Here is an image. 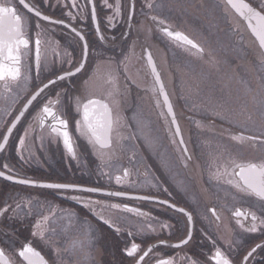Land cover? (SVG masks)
I'll return each instance as SVG.
<instances>
[{"label": "flooded vegetation", "instance_id": "flooded-vegetation-1", "mask_svg": "<svg viewBox=\"0 0 264 264\" xmlns=\"http://www.w3.org/2000/svg\"><path fill=\"white\" fill-rule=\"evenodd\" d=\"M76 2L78 7L72 8V0H25V3L37 8L42 16L64 21V24H54L43 20L42 16H35L19 0H0V4L17 9L18 15L22 17L25 36L30 41L29 47L22 49L20 53L22 77L15 82L0 81V90L6 88L7 91L10 88L18 94L1 125L0 142L3 126L16 116L39 86L81 62L83 41L72 32V28H76L88 42L85 69L46 89L33 103L8 146L0 154V171L5 174L22 176L28 173H57L71 175L76 179L73 185L78 188L74 190H31L30 187L27 189V186H20L21 206L24 209L20 218L23 223L21 229L26 238L39 240L40 245L32 246L43 253L48 264H59L57 259L54 262V257L48 255L39 236L34 237L31 234L37 231L34 225L38 221L42 222L43 217H48L49 221L64 211L75 213L78 222L89 225L93 223L101 235L108 233L121 244L118 248H109L110 252L105 248L103 264H136L138 256L149 246L153 248V252L141 264H158L160 259H171L173 264H189L190 259L196 260L198 264H214L210 257L216 247L226 252L233 264H241L252 247L257 244L264 245V224L260 223L264 220V199L244 188L240 178L233 174L232 163L264 161V55L261 54L259 43L253 37L247 22L228 6L226 0H178L177 3H173V0H118L119 16L115 15L117 0H108L113 5L112 9L104 7L103 0H92L96 7L95 21L92 19L88 0ZM246 2L258 11H264V0ZM69 12L72 17L68 15ZM110 16L114 18V27L108 23ZM152 17L157 19L153 20ZM172 26H219L213 32L226 34L229 48L222 51V58L214 60L212 66L198 60L196 64L192 63L193 70H188L186 63L190 62V58L187 57L193 54H196V59L208 57L209 50L187 32ZM164 27L183 32L199 44L204 52L199 53L187 45H178L163 33L161 29ZM37 33H40L41 40L38 69L35 61ZM101 35L103 40L100 39ZM233 49L244 54L245 60L242 63L239 62L240 59L233 57ZM147 52H151L161 73L185 143L181 145L179 137L170 130L174 126L170 123L171 118L167 116L162 96L158 94L161 101L158 106L156 92L150 87H142L132 76L128 81L133 86L131 89L134 90V97L142 99L146 95L147 107L144 114L148 113L151 133L153 131L160 137L168 154L167 161L163 164L150 146V164L145 160L148 179H145L147 177L143 173L141 177H134L128 172V176L117 184L115 177L122 176L123 171L114 176L110 175L107 173L109 169L105 167V160L113 152L120 155L122 149L115 151L112 145L110 150H104L101 157L97 149L87 142V138L76 128V121L81 120V114L76 110V99L79 97L82 102H86L85 80H88L87 88L91 94V83L98 78L105 79L106 82L109 74L116 78L118 86L124 76L130 74L129 64L136 59L146 64V74L153 79L147 63ZM214 54L215 49L211 51L213 57ZM175 56H180L182 65L187 69L181 67L178 71L177 68H171V74L168 73L171 81L168 84L158 60L165 57L167 66L169 63L176 66L173 60ZM89 77L92 79L89 80ZM176 85L180 86L179 89ZM118 88L120 101L122 87ZM99 89L100 93L92 95V98H105L108 90L103 86ZM49 100H59L54 108L68 121L67 130L73 152H69L64 146L62 136L51 132V121L43 127L39 125L37 116ZM134 111L131 108V111L125 112L123 119H120V125L126 118V125L135 127V123L128 124L133 120L131 115ZM162 112L164 115H161ZM25 131L28 132L27 136H24ZM119 134L114 133L113 139ZM240 135L244 137L243 140L232 139V136ZM22 136L25 146L18 151L19 138ZM248 137L257 139L250 140ZM134 139V142H138ZM174 141L180 145L179 148H176ZM184 147H187V153L183 152ZM138 152L140 153L139 149ZM187 156L191 159H186ZM119 157L112 163H119ZM120 161L122 162V158ZM5 164L8 165L7 169L3 167ZM218 170L221 176L217 179L214 173ZM235 171L238 172L239 169ZM87 188L127 192L150 199L110 198L79 190ZM34 189L44 191L38 192ZM0 190L2 210L7 208V184L3 179H0ZM85 201L92 203L85 207ZM97 201L100 203H95ZM111 205L121 207L114 208ZM124 205L145 215H139L137 211H127ZM180 208L185 211H178ZM237 211L244 215L235 216ZM113 212L119 215L128 214V225L123 224L125 219L119 215L118 221H113L110 217ZM185 213L191 214V224ZM252 215L257 217L256 232L246 230L252 224ZM104 220L111 223L106 224ZM1 221L4 224L0 226V249L5 252L4 260H11L15 264L16 259L7 252V211L0 214ZM132 223H137L138 226L143 223L146 228L139 231L131 226ZM241 223L244 227H241ZM162 224L169 227L161 228ZM148 225H151V229ZM117 227L119 232L116 231ZM189 229L193 239L186 245L175 247L180 244L181 239L186 238ZM27 230L30 231L27 233ZM162 240L166 243L161 244ZM132 242L140 244L142 251L136 257H127L124 249L130 247ZM20 260L22 264H26L22 258ZM249 264H264V251L257 249Z\"/></svg>", "mask_w": 264, "mask_h": 264}, {"label": "snow or ice", "instance_id": "snow-or-ice-1", "mask_svg": "<svg viewBox=\"0 0 264 264\" xmlns=\"http://www.w3.org/2000/svg\"><path fill=\"white\" fill-rule=\"evenodd\" d=\"M89 4H91V16L92 19L96 20V7L92 0H88ZM228 6L235 11L243 20L247 22L248 28L252 32V34L256 37L259 42V48L261 49V54L264 55V11H258L256 8H253L251 4L247 3L246 0H226ZM19 3L22 4L25 8H27L30 12H34L35 16L41 17L42 13L35 8L34 6H30L25 3V0H19ZM103 6L112 9L113 5L108 2V0H103ZM72 8L78 7L76 0H72L71 4ZM134 7V4H133ZM68 15L72 17V13L69 12ZM115 15H120V5L117 0L115 7ZM42 19L45 21H50L54 24H64L63 20H52L49 16L43 15ZM131 19V14H129V20ZM153 20H156V17H152ZM108 23L110 26L114 27V18L112 16L108 17ZM161 24L163 21L160 22ZM39 27V26H38ZM163 33L169 37L171 40L175 41L178 45H187L190 46L191 49H195L199 53H203L204 49L200 47L199 44L190 39L186 34L180 31L170 30L168 27H164L161 29ZM72 32L75 33L81 41H83V58L79 64L75 66H70L68 70L63 71L62 74L57 75L55 79H49L47 83H43L42 86H39L36 91L31 95L30 99L27 100V103L24 105L23 110L20 111L19 115L15 117V120L11 123V126L7 128V134L2 137V142H0V151H4L6 145L8 144L9 137L12 134L13 129L16 127V124L19 122L20 118L24 115V112L27 111L29 105L32 104L33 101L37 99L38 96L41 95L48 89L51 85H55L57 81H64L71 77L76 76L78 73H81L85 69L86 58L88 54V42L84 39V36L77 31L76 28H72ZM97 33H99V25L97 24ZM40 33H37V38L35 39V61L37 65V69L40 64V51H41V40L39 39ZM100 39L103 40L104 37L101 35ZM30 45V41L26 38L25 33L23 31L22 25V17L18 15L17 9L13 6H8L6 4H0V81L11 80L13 82L18 81L22 77L21 72V50L27 49ZM10 62V63H6ZM147 63L150 67L151 73L153 75L154 80V88L153 91L157 92L160 96L163 97V105L166 108L167 116L171 118L170 123L174 126V129H170L173 131L175 136L179 137V143L184 145V139L181 135V129L176 119V114L173 111V106L171 101L169 100L168 93L165 91L164 84L161 80V76L159 71L157 70L156 64L153 61L151 52H147ZM99 67V66H98ZM92 77H89L91 80ZM107 83L111 86L110 90L105 94V98H92V94L88 92V80H85V100L86 102H82L79 97L76 99V110L81 114V120L76 121V128L81 132V135H84L87 138V142L92 145L97 151L100 153L101 157L104 155L105 149H111L113 145V134L119 133L120 127V115H119V88L117 86V81L114 76L109 74ZM10 91V88L7 89ZM59 100L53 102L49 100L47 103L43 105L41 108L37 120L39 125L43 127L46 123L51 121L50 130L52 133L62 136L63 144L67 148L69 152H73V145L71 142L70 134L67 130L68 121L62 118L61 115L57 113L54 108V104H58ZM161 103L160 100H157V105L159 106ZM161 115H164L162 112ZM28 132L25 131L24 136H27ZM24 136L19 138L18 142V151L25 146ZM233 140H243L244 137L240 136H232ZM247 139L256 140V137H248ZM175 142V141H174ZM184 153H187V147L183 149ZM186 159H191L190 156H187ZM234 168L233 174L240 177L244 188L264 199V161L260 163H236L232 161ZM4 168H8V165H3ZM239 169V171H235ZM225 173H227V169H225ZM128 176V170H123L122 176H116L115 181L117 184H120L123 178ZM214 176L218 179L221 176V172L218 170L214 173ZM0 177H5L6 179L12 181L15 180L17 183L21 184H35V181H31L29 179H19L17 180L15 177L11 175L5 174L4 171H0ZM43 187L52 188V189H77V185L73 184H62V183H48L41 185ZM239 186V185H238ZM81 191L88 192H99L101 189L99 188H89V189H79ZM108 196H124L126 193L124 192H108L106 193ZM141 199H150V197H139ZM73 199H77V197H73ZM85 207H88L92 202L85 201L83 202ZM99 204L100 202H95ZM164 203H167L166 201ZM111 207L119 208L120 205H111ZM127 211H137L139 215H145L144 213H139L138 210H134L129 208L127 205L123 206ZM175 207V205H172ZM8 209L4 208L0 210V214L6 212ZM180 212H184L183 208L178 209ZM213 214H215V209L212 210ZM187 216L189 224H191L192 216L190 213H185ZM244 213L237 211L235 216L240 217L243 216ZM43 221H47L48 217H43ZM101 219H104L101 216ZM219 219V217H217ZM252 224L246 230L248 232H256L257 229V217L252 215ZM106 224H110L109 220H104ZM238 223H240L238 221ZM261 224H264V220L260 221ZM169 227L167 224H162L161 228ZM241 227L244 225L241 223ZM34 228L39 230L41 228V222L38 221ZM148 228L151 229V225H148ZM116 231L119 232L120 229L117 227ZM32 236L43 237V233L40 231H33ZM131 235V233H129ZM192 232L191 229L186 233V238L181 239L179 245H175V247H179L180 245H186L191 240ZM161 244H165L166 241H160ZM215 243V242H213ZM82 246V245H81ZM257 249H261L264 251V245L257 244L255 247H252L251 250L247 252V254L243 257L241 264H249L250 258L254 256L257 252ZM141 246L138 243L132 242L130 247L124 249V255L127 257H136L137 253L141 252ZM153 252V248L151 246L147 247L146 250L142 251V254L138 256L136 259V264H141V262L145 261V258L149 256L150 253ZM20 258L26 262V264H48V262L44 259L39 251H37L32 244L26 243L21 247L18 252ZM5 252L3 249H0V264H11V261H5ZM211 261L214 264H233V260L229 258L226 252L222 251L220 247H216L214 253L210 257ZM158 264H173L171 259H160ZM189 264H198L196 260H189Z\"/></svg>", "mask_w": 264, "mask_h": 264}, {"label": "rangeland", "instance_id": "rangeland-1", "mask_svg": "<svg viewBox=\"0 0 264 264\" xmlns=\"http://www.w3.org/2000/svg\"><path fill=\"white\" fill-rule=\"evenodd\" d=\"M177 2L178 0H173V3ZM172 27H178L187 32L194 40H199L203 43L204 47L209 50L208 57L206 56L196 59V54L187 57L190 58V62L186 63V67L188 68V70H193L192 63L195 62L196 64L198 60H202V62L204 61L206 65L212 66L214 64V60L222 58V51L224 49L226 51V48H229L227 43V35L213 32L219 26ZM229 38H231V35H229ZM214 49L215 54L213 57L211 55V51ZM233 57H236L238 60L240 59V63L245 60L244 54L239 53L236 49H233ZM173 60L176 66H174L173 63L172 65H170L169 63V65L167 66L165 57H161L158 60L160 62V68L163 77L166 79V82L168 84L171 81L169 76V74H171L169 72L171 68H177L178 71H180L181 67H184L183 69H187L184 65H182L180 56H175ZM239 69L241 70L242 68ZM128 71L130 74H126L127 76H124L123 81H121L118 77L121 81L119 82L118 86L122 87V91L120 92L122 93V100L119 101V115L120 119H123V114H125V112H127L128 110L131 111V108H134V114H132V117H130L131 119L135 120H132L133 122L131 121L128 124L135 123V127L126 125V118L123 120V122H121V127H119L120 134L113 139V150L117 151L118 149H122L121 154L118 155L117 152H113L112 155H107L105 160L107 163L105 164V167L109 169L107 170V173H110V175L112 176H114L116 173L120 174L125 168H127L128 172L133 174L134 177L135 175L136 177H141L142 173L147 177L148 167L146 163L150 164L148 155L151 152L148 148L151 146V149H153V151H156V155L159 156L160 161L163 164L167 161L166 157L168 153L161 143L160 137H157L153 131L151 133V123L148 113L144 114V111L147 107V103L145 100L146 95H144V97L142 98L139 94L138 96H140L142 99L134 97V90L131 89V87L133 86L128 81V79L131 80V77L133 76L138 80V82L141 83L142 87H150L153 90L154 80L149 76V74H146V64L139 59H136L129 64ZM107 80L106 82H104L105 79H95L90 85L92 95L100 93L99 88L102 86L109 91L111 86L107 83ZM183 81L184 79L182 80V83ZM182 83H180L179 85L182 86ZM180 86H177V89H179ZM17 98L18 94L14 90L6 91V88L0 90V128ZM156 99L159 100L157 92ZM134 138H136L138 142H134ZM172 138H174L173 135ZM175 145L176 148L180 147L177 141H175ZM138 149L140 153L138 152ZM117 157H119V163H112L116 160ZM121 158L122 162L120 161ZM125 162H127V164ZM22 176L27 177L31 180L41 182L62 184H74V182H76L75 178L67 174L28 173ZM145 179H148V177ZM19 188H7V252L10 256L13 257V259H16V262H14L15 264H22V262H20L17 257V251L27 241L26 239H24L26 238V234L21 229L23 223L21 222V220L18 221V218H21L24 212V209L21 206L22 198L20 195L21 190H19ZM32 189L33 188H31V190ZM34 190L38 192L44 191L41 189ZM118 215L119 213L113 212L110 217L113 221L117 222L118 217L122 216L125 219V223H123V221L122 223L124 225H128V221H130L128 214L124 213L120 214L119 216ZM3 224V221H1L0 226H2ZM139 224L141 225L138 226L137 223H132L131 226L138 229L139 231L142 230L141 228H146L145 224ZM29 231L30 230H27L26 232L28 233ZM37 231L43 233V237H39V239H41V243L45 245V249L48 255L50 257H54V262L55 259H57L59 264H103L102 256L105 254V248L108 251L109 248H118L119 246H121V244L117 242V239L112 235L108 233H103L101 235V232L95 227L93 223H90L89 225L88 223L78 222L77 218H75V213L72 212L66 213L62 211L60 215L55 217L54 219L52 218L49 221H42L41 228ZM32 239L34 240V242L40 245V242L36 241L37 239ZM109 262L110 261H108V263Z\"/></svg>", "mask_w": 264, "mask_h": 264}, {"label": "water", "instance_id": "water-1", "mask_svg": "<svg viewBox=\"0 0 264 264\" xmlns=\"http://www.w3.org/2000/svg\"><path fill=\"white\" fill-rule=\"evenodd\" d=\"M29 107H30V105H29ZM28 107V108H29ZM28 110V109H27ZM25 113H26V111L24 112V115H25ZM23 115V116H24ZM23 116L20 118V120H19V122L21 121V119L23 118ZM19 122L16 124V127H17V125L19 124ZM15 127V128H16ZM14 128V129H15ZM14 129H13V131H14ZM13 131H12V133H13ZM7 134V133H6ZM12 135V134H11ZM11 137V136H10ZM10 137H9V139H10ZM1 152V151H0ZM6 176H7V174H6ZM3 178H5V177H3ZM16 178V177H15ZM240 178V177H239ZM6 179V178H5ZM17 180H19V178H16ZM8 180V179H7ZM10 181V180H9ZM11 182H14V183H17V182H15V180H12ZM21 184V183H20ZM43 184H48V183H40V182H36L35 184H24V185H32V186H40V187H43V186H41V185H43ZM88 189V188H87ZM99 192H101V193H104V194H106V193H108L107 191H99ZM127 196H129V195H124V196H119V197H127Z\"/></svg>", "mask_w": 264, "mask_h": 264}, {"label": "trees", "instance_id": "trees-1", "mask_svg": "<svg viewBox=\"0 0 264 264\" xmlns=\"http://www.w3.org/2000/svg\"><path fill=\"white\" fill-rule=\"evenodd\" d=\"M36 243V242H35ZM37 244V243H36Z\"/></svg>", "mask_w": 264, "mask_h": 264}]
</instances>
